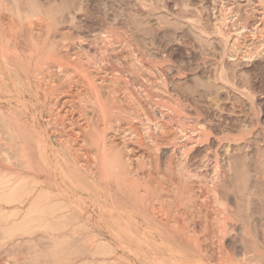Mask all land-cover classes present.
Here are the masks:
<instances>
[{
	"label": "rangeland",
	"instance_id": "rangeland-1",
	"mask_svg": "<svg viewBox=\"0 0 264 264\" xmlns=\"http://www.w3.org/2000/svg\"><path fill=\"white\" fill-rule=\"evenodd\" d=\"M239 2L227 0H3V3L0 2V17L5 21H9L10 18L15 21L13 26L19 28L17 32L21 34L25 46V48L23 46L15 48L12 46L14 42L10 40L6 43V47L8 46L11 52L8 61L17 69L16 73L12 72L8 75L3 69L4 61L0 57V107L4 110H14L27 128L39 136H44L49 146V154H45L47 160L44 161L45 169L51 171L50 176L36 174L20 156L15 142L4 130L1 132L3 135L0 134V154L2 153L0 155V264H160L165 259L162 250L146 249L148 244L160 245L161 241L151 236L145 237L143 224L136 228L134 221L130 222L134 227L133 230L138 231L139 234L131 240L122 234L116 236L109 215L106 212L105 215L99 208V205L109 202L101 197L98 199L91 188L92 193L88 192L89 188L86 192L72 185L69 167L63 165L62 156L52 157L53 151L50 149L60 148L57 142L58 132H66L70 139L73 138L71 140L75 145L81 141L76 129L85 126V122L80 124L84 121L85 110L78 105L69 108L63 101L69 93L72 95L70 98L76 101L77 93L83 91L84 87L76 88L71 83L78 77L67 78L62 72L58 73L60 82L56 88L59 87L61 90L55 88L47 97V103L40 104L36 102L34 96L29 97L26 91L21 93V90L14 85L24 76L31 79L35 72L42 71L41 67H55L51 59L45 60L44 50L49 49L48 47H38L34 55L27 52L29 22L44 24L45 29L51 27L50 33H54L60 25L69 26L71 28L69 41L71 39L78 41V38H81L82 47L87 49L93 39L110 28L119 30L125 38L129 37L134 44L133 47L140 46L146 58L145 66L149 67L153 76L165 81L168 92L174 97L172 98L179 101L181 106L177 108L176 115L181 118L183 126L208 134L206 139H200L199 143L197 140V143L192 145L187 154V165L193 172L199 173L200 170L201 174L209 177L207 178L209 181L214 169L217 171L218 181L214 184L218 197L225 204L226 214L221 215L222 208L213 203L211 196L209 199L212 200L208 199L206 202L208 208L204 207L209 215L208 226L213 225L218 219L227 221L229 229L221 243L224 244L228 256L227 263L241 264L239 262L244 259L242 256L245 246L251 247L250 241L243 237L242 223L249 225L252 237L257 238L256 241L253 239L255 244L260 245L259 248L264 247V48L260 55L243 59L241 57L243 49L240 51L242 54L229 51L213 26L219 20L217 18H220V10H224L225 7L229 9H225L227 22L223 29L230 34L235 28L239 29L238 26L240 27L242 23L239 21H243L244 13L251 11L249 2ZM50 17L52 21L49 20ZM199 27H202L204 32H199L197 30ZM74 47L76 48L75 45H71V48H60L61 57L59 55L58 59L62 58V62L65 63L74 61L67 54L68 50ZM90 51L93 53L92 49ZM115 56L123 62H113L111 59ZM106 59L107 62L97 64L103 70L93 73L91 75L93 79L111 80L114 77L111 81L113 85L117 77L119 81L125 79L130 82L132 80L133 83L132 77L127 73H120L126 62L120 51L109 53ZM42 60L45 62L43 63ZM55 70L51 68L43 72L39 75V79L48 77L46 81L50 80L49 77L56 74ZM113 86L111 88L118 89L115 96L122 101L114 104L111 124L124 127V112L129 106L124 104L122 85H118V88ZM127 88L140 101L152 120H160L159 107L152 106L150 100L138 95L132 85H127ZM53 95L57 96V103L61 100L62 102L55 106L48 104ZM23 99L30 100L31 104L24 103ZM88 112L92 117L94 112L90 110ZM161 120L165 126L163 132L165 135L162 134L159 140L161 163L159 169H153L151 174L154 179L158 178V172L165 179L169 178L163 173L165 172L163 166L169 161L170 169L172 170L173 166L175 168H173L174 172L171 171L175 175H172L171 179L176 181L175 183H178V180L179 186L183 187L182 180L175 174L178 154L171 152L174 141L179 137L175 132L176 123L162 118ZM69 121L77 123L75 130H73L75 126H69ZM116 136L113 135L112 139L114 140ZM118 140L120 141L117 136L116 143H119ZM71 150L70 153L75 159H83L80 153ZM38 151L37 149L33 151L35 157L38 156ZM98 192L102 194L101 190ZM199 202L198 200L197 204ZM210 226L208 236L211 239ZM199 229L197 226L198 232ZM212 241L217 242L216 239ZM127 242L129 243L125 244ZM217 244L221 245L218 242ZM135 245H138L139 249L135 248ZM219 251L213 253L214 260L219 258ZM188 255L189 260L192 259L186 264H196L197 258H193V254ZM201 257L200 264H208L207 259ZM245 258L252 259L253 264H261L264 261L263 258H254L252 254H246Z\"/></svg>",
	"mask_w": 264,
	"mask_h": 264
},
{
	"label": "bare ground",
	"instance_id": "bare-ground-1",
	"mask_svg": "<svg viewBox=\"0 0 264 264\" xmlns=\"http://www.w3.org/2000/svg\"><path fill=\"white\" fill-rule=\"evenodd\" d=\"M227 1L237 3L239 1H241V3L243 1L249 2L251 11L244 13L245 15H243V21H239L242 22L241 26H238L239 29H233L234 31L230 34L226 33L223 29V27L225 28V22H227V16L225 13V9L227 8L224 7V10H220V18H217L219 20H217L216 25L215 23L213 25L215 26V32L220 35L221 39L224 41V44L226 43V45H223L227 47V49L229 48V51H234L233 53H239L243 49V55L241 56L243 59H251L253 56L260 55L264 48V0ZM0 2L3 3V0H0ZM10 19L9 21H5L4 18L0 17V57H2L4 61L3 69L5 72L7 71V74L17 72V69L10 65L8 61V57H10L9 55H11V52L7 48L8 46L6 47L7 41L10 40L14 42L12 46H15V48H21V46L24 45L21 34L17 32L19 28L17 26L14 27L13 23H15V21ZM49 20H51V17ZM32 21L34 22V20ZM28 24L29 26H27V34L29 45H26L28 46L26 49L27 52L31 55L35 53V50H37L38 47H48L49 49L44 50L46 51L44 54L46 56L45 60L47 59V61H49V59H51L53 64L55 63V67L45 66L46 68H44L40 66L42 71L35 72L31 79H28L27 76H24L20 80H17L18 83L15 82L14 85L21 90V93H25L26 91L29 97L31 95L35 97L36 102L40 104L47 103V97H49L54 89L59 86L60 74H57L61 72L67 78L73 76L78 77L76 81L75 79H73L74 81L70 80L74 87H79L80 89L84 87L83 91L80 90L81 92L79 91V93H77L78 97L76 101L70 98V93L69 96L65 97L63 101V103H65L69 108H75V105H78L85 110V113H83L84 121L80 123L82 124L85 122V126H83V128L77 127L76 129L77 123H71L69 121V126H75L73 127V130L76 129L77 133L81 136V141H78L79 144L75 145V143L73 144L74 141L71 140L73 138L70 139V136L65 134L66 132H58L57 142L60 145V148L59 150L50 149V151H53V158L62 156L63 165L69 167V177L72 181V185L76 186L79 190L86 192L88 188V192L91 188L93 190L92 192H94V194L96 193L95 196L97 195L96 197L98 199L101 197L102 199L109 202V204L104 203L103 205H99L98 203V205L99 208L104 211V213L106 212L107 215H109L111 226H113V233H115L116 236L122 234L131 240L139 235L138 231H134V227L130 225V222L134 221L133 224L136 226V228H138L141 224L145 226V231L143 233L145 237L151 236L153 239H160V245L148 244L146 246V249L157 251L162 250L164 252L163 254L165 255V259H163L160 264L189 263L192 258L189 260L188 254H193V258H197L195 261L196 264L202 263L200 262L201 256L207 259L208 264H228L226 259L228 256L226 255L223 246L224 244H221L224 240V237L226 236V232L229 229L226 223L227 221H225V219H218L217 221L215 220L213 225H211L212 227L209 225L210 228H212L211 239L208 236L210 230L208 226L209 215H207L208 213L206 208L208 207H206V202L210 198L209 196L212 197L214 204L222 208V211L220 212L221 215L224 216V214H226L225 204L218 197V192L215 188L216 184H214L218 181V174L216 173L217 171L214 169L211 181H209V179L207 180L209 177L201 174L200 170L199 173L197 171L193 172L187 165V154L192 148V145L197 140L199 143L200 139H206L205 137L208 134L206 135V133L203 131H198L194 128L191 129L189 126V128L183 126L181 118L176 115V111L179 109L178 107L181 106L179 101L174 100V97L170 95L171 93L168 92L165 81L160 78L163 81L162 82L159 78L153 76V73L150 72L149 67L145 66L144 59L146 58H144V53L140 50V46L133 47L134 44H132L129 37L125 38L119 30L110 28L106 29V31H103L100 35L93 39V42L87 49L82 47L83 41L81 38H78V41H73L72 39L69 41L71 37V28L69 26L67 27L66 25H60L57 30H54V33H50L49 29L51 27L45 29L44 24L39 22H29ZM197 30H199V32H204L202 27H199ZM56 38L59 39L56 40ZM9 45H11V43ZM71 45H75L76 48L74 47L73 49L68 50L67 54L74 61L70 62L66 59L68 63L62 62V58L58 59L59 55L61 57L60 48H71ZM23 47L25 48V46ZM90 49L93 50V53L90 51ZM117 51H120L124 60H126V62L123 64V71L120 73H127L129 77H132L133 83L132 80L131 82L129 80L125 81V79L124 81H119L117 77H115L116 79L113 83V86L111 81H113L112 79L114 77L111 80L93 79L94 77H91L93 73L103 70L102 67L99 65L97 66V64H101L103 61L107 62L108 60L106 59V56L109 53L111 54ZM28 53H26L27 56ZM239 54L242 53L240 52ZM111 60L113 62H120V59H117L116 56ZM39 64L41 63L39 62ZM51 68L56 69V74L54 76H50V80L48 79V81H46L48 77H44L46 79L43 80L39 79V75L50 70ZM61 81L63 82V80ZM66 84L67 83H65V85ZM110 84L114 88L118 85H122L123 87L122 90L124 95V104L129 106L126 109L127 111L124 112V127H116L115 125L111 124L110 118L112 115L111 113H113L112 111L115 108L114 104L120 103L122 100H119V98L115 96V94L118 93V89L116 90L111 88L112 86ZM129 84L132 85L133 88H136L138 95H140L145 100H150L152 102V106L154 105L155 107H159L160 120L162 118L168 122L176 123L177 130H174H176V135L179 137H175L176 141H174V146L172 145L173 149L171 148V152L172 154L174 152H177L176 154H178V160L175 165L177 170L175 171V174H177V176H179L182 180L183 187H181V185L179 186L178 180V183H175L176 181L174 182L171 179L173 175L171 171L173 170L174 166L171 170L169 161H166L165 166H163V170H165L163 173H165L169 178L165 179L159 172L157 174L158 178H153L151 171L153 169H159V165L161 163L159 159L161 141L159 140L161 135L164 134L163 132L165 131V126L161 122L162 120H152L151 117H149L148 112H146L147 110H145L140 101L136 99V96L127 88V85ZM56 89H59V87ZM51 97L52 99L50 102L48 99V104L52 106L62 102L61 100L57 103V96L53 95ZM23 102H28L31 104V101L27 99H23ZM88 110L94 112L92 117ZM80 120L82 119L80 118ZM3 130L15 142L20 156L22 159H24V161H26V164L34 169L36 174L51 175V171L48 168L47 170L45 169L44 161H47L45 154L48 153L49 146L46 143L44 136H39L34 131H31L29 128H27L25 124L21 122L18 113H15L14 110H4L0 107V134H2L1 132ZM113 135H117L121 142L118 140L119 143H116L115 138H117V136L113 140ZM6 138L7 140L9 139L7 136ZM167 143L169 142L167 141ZM35 149L39 150L37 157H35L33 153ZM71 149H73L74 152L77 151L80 153L83 159H75V156H72L73 154L71 155L70 153V151H72ZM3 156L5 157V155ZM169 160L173 161L172 159ZM173 179H175V177ZM99 186L100 189H98ZM164 186L166 188H164ZM196 186L198 187L197 189ZM99 190H101L102 194L98 192ZM198 200L201 203L199 202L197 204ZM242 224V230L244 232L243 237H246L248 242L250 241L249 243L251 247L245 246L246 248L244 249V254L242 256L244 259H241V261L238 262L241 264H253L252 259L245 258L246 254H252L253 257L257 259H264V247L259 248L260 245L257 246L255 244L254 240L257 238L254 239V237H252L249 230V225L246 223ZM197 226L200 228V232L196 230ZM212 239H216V241L221 245L218 246L219 244H217V242H211ZM128 243L129 242L125 244ZM135 248L139 249V246L135 245ZM217 250H220L221 252L219 251V258L214 260L212 255ZM261 264H264V261H262Z\"/></svg>",
	"mask_w": 264,
	"mask_h": 264
}]
</instances>
